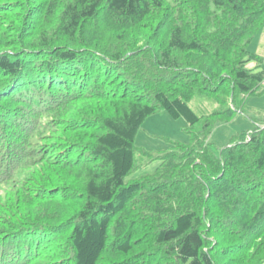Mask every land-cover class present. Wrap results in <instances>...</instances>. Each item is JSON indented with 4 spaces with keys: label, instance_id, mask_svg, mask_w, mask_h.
I'll use <instances>...</instances> for the list:
<instances>
[{
    "label": "trees",
    "instance_id": "obj_1",
    "mask_svg": "<svg viewBox=\"0 0 264 264\" xmlns=\"http://www.w3.org/2000/svg\"><path fill=\"white\" fill-rule=\"evenodd\" d=\"M263 30L264 0H0V264H264V121L209 143ZM162 110L189 143L126 183Z\"/></svg>",
    "mask_w": 264,
    "mask_h": 264
},
{
    "label": "rangeland",
    "instance_id": "obj_2",
    "mask_svg": "<svg viewBox=\"0 0 264 264\" xmlns=\"http://www.w3.org/2000/svg\"><path fill=\"white\" fill-rule=\"evenodd\" d=\"M251 50L264 59V30L253 42ZM255 66L252 64L250 68ZM262 70H264V60ZM263 121L264 84L258 94L246 98L241 111L232 121L220 125L214 131L209 138V143L219 150L227 148L229 144L241 139L243 134L252 131L258 123ZM186 126L184 119H173L164 110L149 117L136 139L138 168L126 178L125 182H135L146 174L153 173L160 166L161 162L158 158L170 149L172 143L188 144L189 136L185 132Z\"/></svg>",
    "mask_w": 264,
    "mask_h": 264
},
{
    "label": "built area",
    "instance_id": "obj_3",
    "mask_svg": "<svg viewBox=\"0 0 264 264\" xmlns=\"http://www.w3.org/2000/svg\"><path fill=\"white\" fill-rule=\"evenodd\" d=\"M264 84V83H263Z\"/></svg>",
    "mask_w": 264,
    "mask_h": 264
}]
</instances>
